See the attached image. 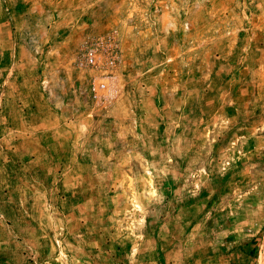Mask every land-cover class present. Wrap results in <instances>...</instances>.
Returning a JSON list of instances; mask_svg holds the SVG:
<instances>
[{"label":"rangeland","instance_id":"374dc122","mask_svg":"<svg viewBox=\"0 0 264 264\" xmlns=\"http://www.w3.org/2000/svg\"><path fill=\"white\" fill-rule=\"evenodd\" d=\"M263 252L264 0H0V264Z\"/></svg>","mask_w":264,"mask_h":264},{"label":"crops","instance_id":"0c3cea01","mask_svg":"<svg viewBox=\"0 0 264 264\" xmlns=\"http://www.w3.org/2000/svg\"><path fill=\"white\" fill-rule=\"evenodd\" d=\"M257 260H258V258L255 259V261L251 263L249 256L247 254H242L239 256L237 255L232 264H257ZM229 264H231V263H229Z\"/></svg>","mask_w":264,"mask_h":264},{"label":"bare ground","instance_id":"6f19581e","mask_svg":"<svg viewBox=\"0 0 264 264\" xmlns=\"http://www.w3.org/2000/svg\"><path fill=\"white\" fill-rule=\"evenodd\" d=\"M258 264H264V252L260 255L258 259Z\"/></svg>","mask_w":264,"mask_h":264}]
</instances>
